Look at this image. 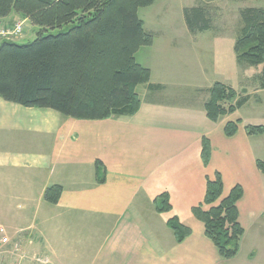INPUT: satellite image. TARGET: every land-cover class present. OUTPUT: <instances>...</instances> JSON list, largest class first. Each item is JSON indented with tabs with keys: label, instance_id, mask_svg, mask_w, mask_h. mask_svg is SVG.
<instances>
[{
	"label": "crops",
	"instance_id": "1",
	"mask_svg": "<svg viewBox=\"0 0 264 264\" xmlns=\"http://www.w3.org/2000/svg\"><path fill=\"white\" fill-rule=\"evenodd\" d=\"M160 14L142 18L138 13L154 43L141 49L153 54L148 64L138 62L141 50L136 55L151 70V80L137 88L141 109L134 116L86 121L47 111L37 126L42 134L37 154L31 156L30 111L0 98V227L10 239L0 264H39L40 257L48 264L264 263L259 250L264 243V175L257 168L264 153L258 136L247 134L245 111L252 95L261 105L262 83L253 94L223 83L238 93L237 100L247 102L217 123L209 120L205 107L214 84L207 85L200 49L205 47L201 37L212 28L191 33L185 9L181 25L166 26L165 21L149 27ZM17 18L13 14L0 24ZM239 120L237 134L227 137V123ZM204 139L211 147L208 166L202 159ZM97 162L106 170L103 184L97 181ZM217 173L224 196L236 186L244 191L237 206L245 235L233 260L220 256L193 214L204 202L208 179ZM52 186L63 188L55 205L45 200ZM162 194L169 195V212L156 209ZM172 218L191 230L181 243L168 226ZM254 236L258 244L251 243Z\"/></svg>",
	"mask_w": 264,
	"mask_h": 264
},
{
	"label": "trees",
	"instance_id": "2",
	"mask_svg": "<svg viewBox=\"0 0 264 264\" xmlns=\"http://www.w3.org/2000/svg\"><path fill=\"white\" fill-rule=\"evenodd\" d=\"M157 1L0 0V21L16 14L40 28L29 44L0 41V98L26 108L54 110L74 120L134 116L141 109L137 88L151 80V70L140 65L136 55L154 43L138 12ZM203 1L205 6L185 9L187 26L194 34L213 28L209 6L215 0ZM240 14L243 27L234 47L237 62L262 68L264 89V8L243 9ZM65 26L69 27L66 32L48 34ZM237 99L233 88L214 84L205 107L209 120L217 123L236 113L247 102V98ZM239 123H227L225 135L234 137ZM246 131L249 136L263 135L264 126L249 124ZM202 159L208 166L211 147L206 139ZM257 168L264 175V160L257 161ZM96 172L98 183L103 184L106 170L101 162H97ZM223 191L222 176L217 173L214 180L208 179L204 202L193 208V214L203 223L220 256L233 260L245 235L237 206L244 191L236 186L225 198ZM62 193L61 186H52L45 200L55 205ZM155 205L159 213L171 211L169 195L159 196ZM168 226L178 243L191 235L178 218L170 219Z\"/></svg>",
	"mask_w": 264,
	"mask_h": 264
},
{
	"label": "rangeland",
	"instance_id": "3",
	"mask_svg": "<svg viewBox=\"0 0 264 264\" xmlns=\"http://www.w3.org/2000/svg\"><path fill=\"white\" fill-rule=\"evenodd\" d=\"M203 0H160L152 8H143L139 10V15L142 18H146L150 14L159 12L160 19L157 17L151 18L148 22V26L156 28L161 27L162 23L166 21V26H179L182 24L181 19L184 15V9L205 6ZM209 10L211 14V27L212 30L206 32L201 38L202 45L204 44V49H200V54L203 56L206 67H207V85L215 84L216 82L225 83L227 85L233 86L236 90L241 93L243 90L246 93L253 94L255 88L262 82L261 73L262 68L253 67L250 65H240L237 62V56L234 50L236 40L241 34L243 27V22L241 18V10L250 8H264V0H250L246 2H236L234 0H215L210 4ZM171 13V14H169ZM156 15V14H155ZM166 15V17H162ZM19 18L8 21L9 23L0 24V26H12L18 22L24 23V34L22 37L15 39L14 42L18 44H29L33 42L38 37L39 27L32 24L29 19H24L17 15ZM69 27L65 26L62 31H52L48 34H57L59 32H66ZM46 33V35H48ZM157 38H160L159 34ZM216 39V46L210 45ZM160 41V40H159ZM220 44V47L218 46ZM200 47V46H199ZM143 51H148L147 49L141 50L137 59L139 63L143 65L148 64L146 60H149L153 54H145ZM156 57V54H154ZM196 69V67H193ZM248 71V73H247ZM254 71V76L249 77L250 72ZM248 76V77H247ZM261 99V105H256V96L252 95L250 106L246 108L248 112V124L255 126H264V93L260 94L258 99ZM25 110L30 111L31 116V126L28 133V140L30 144V155L33 156L37 154L36 142L42 137L39 133L37 126L41 122L42 114H46L47 111L53 114L57 113L60 115L61 119H66L60 113L50 110V109H40L31 108ZM257 143L261 147L262 153H264V134L259 135L257 138ZM31 164L32 158L29 159ZM228 196V195H227ZM224 196L223 197H227ZM251 243L258 244V239L256 236L251 238ZM260 252H264V243L259 245ZM246 256V251L244 250L240 259ZM41 261L38 260L40 264H48L44 257H40ZM9 262V261H8ZM7 262V263H8ZM37 262V261H36ZM24 264H28L27 262ZM260 264H264L260 261Z\"/></svg>",
	"mask_w": 264,
	"mask_h": 264
},
{
	"label": "built area",
	"instance_id": "4",
	"mask_svg": "<svg viewBox=\"0 0 264 264\" xmlns=\"http://www.w3.org/2000/svg\"><path fill=\"white\" fill-rule=\"evenodd\" d=\"M24 34V23L18 22L12 26H0V41L2 40H8V41H14L15 39H18L22 37ZM10 245V239L7 237L5 231L3 228L0 227V255L3 253L5 248H7ZM19 245L15 246V253L19 252ZM41 261V259H39ZM16 264V263H12Z\"/></svg>",
	"mask_w": 264,
	"mask_h": 264
}]
</instances>
